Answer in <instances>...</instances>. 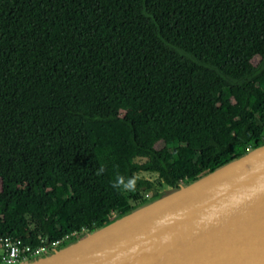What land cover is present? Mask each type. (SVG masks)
<instances>
[{
	"label": "trees",
	"instance_id": "trees-1",
	"mask_svg": "<svg viewBox=\"0 0 264 264\" xmlns=\"http://www.w3.org/2000/svg\"><path fill=\"white\" fill-rule=\"evenodd\" d=\"M262 145L264 0H0V239L64 248L147 205L140 172Z\"/></svg>",
	"mask_w": 264,
	"mask_h": 264
},
{
	"label": "water",
	"instance_id": "water-1",
	"mask_svg": "<svg viewBox=\"0 0 264 264\" xmlns=\"http://www.w3.org/2000/svg\"><path fill=\"white\" fill-rule=\"evenodd\" d=\"M22 264H264V145Z\"/></svg>",
	"mask_w": 264,
	"mask_h": 264
},
{
	"label": "built area",
	"instance_id": "built-area-1",
	"mask_svg": "<svg viewBox=\"0 0 264 264\" xmlns=\"http://www.w3.org/2000/svg\"><path fill=\"white\" fill-rule=\"evenodd\" d=\"M60 242L31 249L19 239L5 237L0 239V264H22L50 255Z\"/></svg>",
	"mask_w": 264,
	"mask_h": 264
},
{
	"label": "rangeland",
	"instance_id": "rangeland-1",
	"mask_svg": "<svg viewBox=\"0 0 264 264\" xmlns=\"http://www.w3.org/2000/svg\"><path fill=\"white\" fill-rule=\"evenodd\" d=\"M137 177L140 178V179L148 180V181L152 182V186H153L152 189L151 190H147L146 192L141 194L142 201L146 200L148 204H151L154 201L162 199V198L168 196L169 194H171V193H173L175 191L172 188H169V187L165 186L164 184H162V182L158 179L156 174H152V173H149V172H140L139 174H137ZM155 193L159 194L160 197L158 199H156V200H153V197H154ZM130 203L132 205L138 206L136 209H139V208L143 207L142 205L139 206L140 202L134 203L133 201H130ZM84 236H86L85 232H83L82 235H77L75 237H78L79 239H81ZM57 249H62L61 244H59Z\"/></svg>",
	"mask_w": 264,
	"mask_h": 264
},
{
	"label": "clouds",
	"instance_id": "clouds-1",
	"mask_svg": "<svg viewBox=\"0 0 264 264\" xmlns=\"http://www.w3.org/2000/svg\"><path fill=\"white\" fill-rule=\"evenodd\" d=\"M135 183L136 181L134 178H128L125 181V178L123 176H117L115 182L113 183V187H121L127 190H134Z\"/></svg>",
	"mask_w": 264,
	"mask_h": 264
}]
</instances>
